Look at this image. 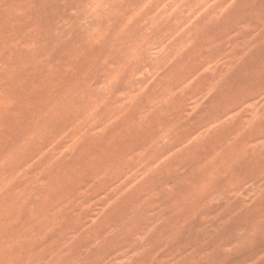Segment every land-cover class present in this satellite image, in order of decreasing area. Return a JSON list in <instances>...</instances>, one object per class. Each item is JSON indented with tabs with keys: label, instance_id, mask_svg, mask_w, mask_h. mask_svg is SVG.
I'll use <instances>...</instances> for the list:
<instances>
[{
	"label": "rangeland",
	"instance_id": "obj_1",
	"mask_svg": "<svg viewBox=\"0 0 264 264\" xmlns=\"http://www.w3.org/2000/svg\"><path fill=\"white\" fill-rule=\"evenodd\" d=\"M83 2L0 0V147L17 141L37 112L85 79L107 89L121 78L108 102L115 109L144 83L135 77L147 69L146 78H162L149 104L161 105L163 113L150 117L141 132L136 125L142 113H131L130 130L112 140L113 132H103L105 109L102 121L87 129L81 146L87 151L77 163L67 158L75 159L83 129L69 131L74 122L54 120L49 127L62 136L15 182L22 200L16 218L38 223L45 239L98 244L108 264H148L153 256L151 264H167L170 256L200 258L197 264H264V234L250 243L245 239L264 216V204L249 206L241 190L251 180L264 183V159L244 161L225 176V169L217 174L214 161L206 158L227 134L217 120L227 98L264 68V34L251 41L264 17L248 14L250 0H241L221 23L207 12L193 17L181 0H122L104 36L93 40L70 28V12ZM246 24L253 28L245 30ZM252 44L256 47L231 72ZM104 58L117 69L108 81H103ZM128 136L133 154L156 138L148 149L153 166L139 176L133 172L110 191L73 190L74 177L87 167L83 162L125 147L121 137ZM169 145L180 146L160 155ZM213 183V196L204 200ZM139 241L150 245L143 253ZM166 242L168 248L160 251Z\"/></svg>",
	"mask_w": 264,
	"mask_h": 264
},
{
	"label": "clouds",
	"instance_id": "obj_2",
	"mask_svg": "<svg viewBox=\"0 0 264 264\" xmlns=\"http://www.w3.org/2000/svg\"><path fill=\"white\" fill-rule=\"evenodd\" d=\"M181 6L190 9L193 17L207 12L209 16L215 18L216 23H221L226 22L241 7V0H199L196 3L181 0ZM122 7V0H84L80 7L70 12V16L74 18L70 28L89 39H99L104 36L110 19ZM245 7L249 9L250 16L264 17V0H259V3L257 0H250ZM209 9L211 11H208ZM252 28L251 24L244 25L245 30ZM93 29L97 31L93 32ZM262 34L264 27L254 32L251 41H255ZM255 47L256 44H252L236 59L231 72ZM101 68L103 81H108L113 72L117 71L106 58L101 61ZM123 71H127V68ZM146 73L147 69L136 75L135 78L144 80V83L137 84L135 86L137 90L115 109H109L108 102L121 78L113 80L107 89H102L101 84L96 86L95 80L87 79L70 86L52 106L37 112L34 118L20 129L17 141L0 147V264H108L98 244H85L80 239L70 237L45 239L38 223H33L27 216L23 220H18L16 217L22 207V200L21 191L15 182L24 178L22 173L29 163L34 162L49 144L62 136L57 137L55 129L49 127L54 120L61 119L66 124L74 122L69 131L83 129L80 132L81 143L75 153V159L67 158L73 163L79 162L80 157L87 151L86 148H81L85 143L87 129L102 121L105 109L108 111L103 132H113L112 140H115L121 131L130 130L132 126L128 118L133 112L142 113L136 129L137 132L143 131L144 127L150 124V117L163 113L161 105L149 104L153 98V91L162 78L150 76L146 78ZM3 83L6 84L7 81ZM145 100L148 104L147 110H143ZM229 116L235 119H229ZM217 120L227 134L223 136L222 146L219 148L213 146L212 151L206 154V158L214 161V166L218 169L217 174L221 169H225L226 176L244 161L264 159V68L256 70L241 91L227 98V103L217 115ZM224 121H227L226 125ZM66 134L68 135L67 132L63 135ZM130 139L131 136L121 137V143L125 147L111 154L92 155L90 162H83L81 167H84V164H87V167L74 177L73 190L92 193L110 191L115 184L133 172H137L139 176L153 166L155 160L148 149L156 138L142 151H135L134 154L128 145ZM179 146L169 145L160 155H165ZM196 183L198 184L199 180H196ZM214 183L204 196V200L213 196ZM241 190L246 193L249 206L258 202L264 204V183L251 180L246 182ZM192 191L194 189L191 188L188 194ZM259 234H264V216L252 223L245 239L250 243ZM139 243L142 245L139 253H143L150 246L143 241ZM168 246L169 243L166 242L160 251H164ZM156 254L159 255L158 252ZM154 259V256L151 257V260ZM151 260L148 264H151ZM199 260L200 258L189 256L179 258L170 256L167 264H197Z\"/></svg>",
	"mask_w": 264,
	"mask_h": 264
},
{
	"label": "bare ground",
	"instance_id": "obj_3",
	"mask_svg": "<svg viewBox=\"0 0 264 264\" xmlns=\"http://www.w3.org/2000/svg\"><path fill=\"white\" fill-rule=\"evenodd\" d=\"M6 20V19H5ZM219 114V113H218ZM210 116V115H209ZM210 122H211V119H210ZM164 126V125H163Z\"/></svg>",
	"mask_w": 264,
	"mask_h": 264
}]
</instances>
